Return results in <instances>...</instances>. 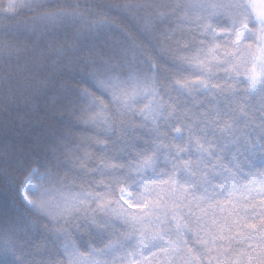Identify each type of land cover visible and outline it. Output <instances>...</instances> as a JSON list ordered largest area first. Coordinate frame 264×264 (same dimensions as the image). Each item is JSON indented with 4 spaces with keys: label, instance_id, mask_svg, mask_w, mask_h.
<instances>
[{
    "label": "snow or ice",
    "instance_id": "snow-or-ice-1",
    "mask_svg": "<svg viewBox=\"0 0 264 264\" xmlns=\"http://www.w3.org/2000/svg\"><path fill=\"white\" fill-rule=\"evenodd\" d=\"M0 264H264V0H0Z\"/></svg>",
    "mask_w": 264,
    "mask_h": 264
},
{
    "label": "trees",
    "instance_id": "trees-1",
    "mask_svg": "<svg viewBox=\"0 0 264 264\" xmlns=\"http://www.w3.org/2000/svg\"><path fill=\"white\" fill-rule=\"evenodd\" d=\"M109 2H113V0H109ZM116 2H124V0H116Z\"/></svg>",
    "mask_w": 264,
    "mask_h": 264
}]
</instances>
